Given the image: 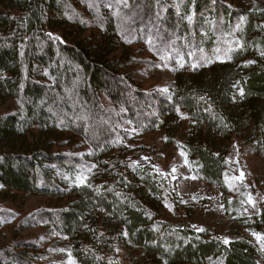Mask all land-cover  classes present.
Segmentation results:
<instances>
[{
  "label": "trees",
  "instance_id": "16d2710c",
  "mask_svg": "<svg viewBox=\"0 0 264 264\" xmlns=\"http://www.w3.org/2000/svg\"><path fill=\"white\" fill-rule=\"evenodd\" d=\"M236 23L237 40L217 51L216 29ZM143 41L160 60L185 59L167 92L146 91L116 61ZM263 42L264 10L223 0H0V108L13 103L0 109V190L66 196L25 222L65 239L77 264H260L247 241L161 220L150 197L161 189L127 152L137 132L173 142L187 119L180 147L199 178L222 185L229 141L253 125L264 143ZM200 50L219 60H197ZM34 247L17 241L0 264H36Z\"/></svg>",
  "mask_w": 264,
  "mask_h": 264
},
{
  "label": "rangeland",
  "instance_id": "374dc122",
  "mask_svg": "<svg viewBox=\"0 0 264 264\" xmlns=\"http://www.w3.org/2000/svg\"><path fill=\"white\" fill-rule=\"evenodd\" d=\"M223 1L238 10H264V0ZM76 6L87 14L83 4L77 2ZM214 23L220 25V21ZM238 26V23L226 25L225 32L222 30L223 35L219 28L216 29L215 38L221 47L217 51H224L222 46L229 40H237L238 36L235 35ZM89 33L90 30L86 35ZM154 53L149 43L143 41L125 46L115 56H123L121 61H116H119L118 65L122 64V71L127 72L136 84L148 92L164 93L161 89L169 88L175 79L174 71L184 68L181 66L185 59L178 55L175 62L169 56L160 60ZM261 53L264 54V48ZM208 57L213 62L219 60L208 50L196 53L197 60ZM12 105V101H8L0 109L4 111ZM184 121L180 131L174 135L173 142L167 141L164 131L144 134L137 132L130 136L132 140L127 158L131 167L152 177L161 189L150 194L160 219L173 227L194 231L197 235L206 233L209 238L224 243L227 240L226 244L238 240L247 241L256 247L259 254L255 258L258 263L264 264V240L254 235L264 237V217H261L264 214V143L259 134L252 125L229 141L224 183L215 185L194 173L180 147L187 130V119ZM129 130L133 131L131 128ZM108 138L111 137L108 135ZM55 146L64 151L76 145H65L63 140H59ZM79 149L88 151L86 147ZM66 200V196L61 195L11 194L0 190V209L5 210L7 216V220L1 221L4 224L0 225V251L15 246L17 241H29L35 247L26 249L33 255L36 264H77L65 239L45 225L29 226L25 222L44 209L64 205ZM124 260L125 264L147 263V260L133 257Z\"/></svg>",
  "mask_w": 264,
  "mask_h": 264
},
{
  "label": "snow or ice",
  "instance_id": "6c2138e0",
  "mask_svg": "<svg viewBox=\"0 0 264 264\" xmlns=\"http://www.w3.org/2000/svg\"><path fill=\"white\" fill-rule=\"evenodd\" d=\"M188 19L191 20L192 17L189 16ZM161 59L164 60V59H166V57H165V56H161ZM193 67H195V66H193ZM161 91L167 92V89H161ZM241 95H243V92H241ZM133 130H134V129H133ZM249 202H251V197H249ZM200 231H204V229H200ZM254 235H257V238H258V239L264 240V237H261V236H259L258 234H254ZM227 242H228V241L225 240V243H227ZM61 251H63V249H61Z\"/></svg>",
  "mask_w": 264,
  "mask_h": 264
}]
</instances>
